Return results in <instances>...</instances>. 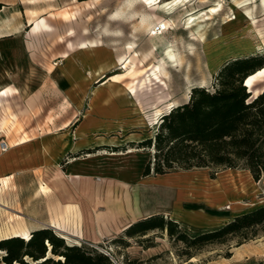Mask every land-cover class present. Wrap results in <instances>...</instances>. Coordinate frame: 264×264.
Segmentation results:
<instances>
[{
  "label": "rangeland",
  "instance_id": "obj_1",
  "mask_svg": "<svg viewBox=\"0 0 264 264\" xmlns=\"http://www.w3.org/2000/svg\"><path fill=\"white\" fill-rule=\"evenodd\" d=\"M253 55H264V0H0V239L50 229L113 264H264L261 229L199 249L123 232L162 215L194 238L264 206V175L143 176L153 150L138 146L192 88L211 90L225 64ZM249 82L254 97L264 73ZM48 258L61 259L50 247Z\"/></svg>",
  "mask_w": 264,
  "mask_h": 264
},
{
  "label": "trees",
  "instance_id": "obj_2",
  "mask_svg": "<svg viewBox=\"0 0 264 264\" xmlns=\"http://www.w3.org/2000/svg\"><path fill=\"white\" fill-rule=\"evenodd\" d=\"M261 69L264 55L232 60L219 70L211 90L194 87L186 102L161 115L154 135L138 143L140 148L153 150L143 176L164 175L175 169L223 168L246 170L258 181L264 175V89L253 97L244 82ZM258 229L264 231V206L194 238L180 232L175 222L162 215L137 221L123 232L135 237L153 230L166 231L187 248L199 249L207 244L224 243L233 236L247 239L248 233ZM46 246L50 247V253L61 258L56 264H113L97 249L65 245L50 229L33 231L27 238L0 239L5 264H27L24 256L33 261L44 259L36 264H47L50 259H45Z\"/></svg>",
  "mask_w": 264,
  "mask_h": 264
},
{
  "label": "bare ground",
  "instance_id": "obj_3",
  "mask_svg": "<svg viewBox=\"0 0 264 264\" xmlns=\"http://www.w3.org/2000/svg\"><path fill=\"white\" fill-rule=\"evenodd\" d=\"M162 28L163 29H167V27H165V25H163L162 26ZM145 29H147V28H145ZM154 31V29L152 30V32ZM152 35H154V32L152 33ZM194 40V39H193ZM86 49V48H85ZM192 50V49H191ZM171 58L173 57V56H170ZM181 60V59H180ZM177 64V63H176ZM247 87V86H246ZM7 144V143H6ZM7 149H9V146L7 145ZM5 152H7V150L5 151ZM119 183V185H121V186H123V187H125V188H128L129 186H128V184H126V183H124V182H118ZM158 196H163V194H160V193H155L154 194V196H149L148 198L149 199H152V198H155V197H158ZM165 196V195H164ZM167 196V195H166ZM60 238H63V239H67V240H69L66 236H64V235H61L60 234ZM66 240V241H67ZM68 242V241H67Z\"/></svg>",
  "mask_w": 264,
  "mask_h": 264
},
{
  "label": "built area",
  "instance_id": "obj_4",
  "mask_svg": "<svg viewBox=\"0 0 264 264\" xmlns=\"http://www.w3.org/2000/svg\"><path fill=\"white\" fill-rule=\"evenodd\" d=\"M154 29V35L155 34H161L163 31H165L166 29H163L161 25H157ZM7 150V144L6 143H1L0 144V152H5Z\"/></svg>",
  "mask_w": 264,
  "mask_h": 264
},
{
  "label": "crops",
  "instance_id": "obj_5",
  "mask_svg": "<svg viewBox=\"0 0 264 264\" xmlns=\"http://www.w3.org/2000/svg\"><path fill=\"white\" fill-rule=\"evenodd\" d=\"M260 73H264V69H261L260 71H258V72H256L255 73V75H257V74H260ZM252 77V76H251ZM251 77H249V78H247L246 79V81H245V83H246V85H247V88L249 87V79L251 78ZM75 178V177H74ZM77 179V178H76ZM62 235V234H61Z\"/></svg>",
  "mask_w": 264,
  "mask_h": 264
},
{
  "label": "water",
  "instance_id": "obj_6",
  "mask_svg": "<svg viewBox=\"0 0 264 264\" xmlns=\"http://www.w3.org/2000/svg\"><path fill=\"white\" fill-rule=\"evenodd\" d=\"M244 85L247 86L245 82H244ZM250 93H251V91H250Z\"/></svg>",
  "mask_w": 264,
  "mask_h": 264
}]
</instances>
